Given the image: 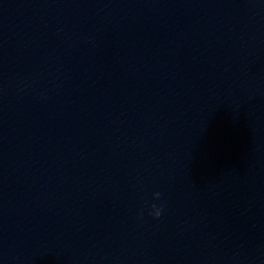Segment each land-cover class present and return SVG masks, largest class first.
<instances>
[{
	"label": "clouds",
	"instance_id": "obj_1",
	"mask_svg": "<svg viewBox=\"0 0 264 264\" xmlns=\"http://www.w3.org/2000/svg\"><path fill=\"white\" fill-rule=\"evenodd\" d=\"M155 196H156V198H159L160 194L156 193ZM153 208H154L153 215L155 216V218L158 219L161 216L162 208H156L155 205H153Z\"/></svg>",
	"mask_w": 264,
	"mask_h": 264
}]
</instances>
